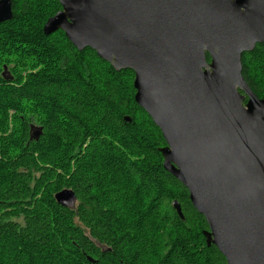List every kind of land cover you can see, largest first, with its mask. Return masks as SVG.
Wrapping results in <instances>:
<instances>
[{"label":"trees","instance_id":"obj_1","mask_svg":"<svg viewBox=\"0 0 264 264\" xmlns=\"http://www.w3.org/2000/svg\"><path fill=\"white\" fill-rule=\"evenodd\" d=\"M12 4L13 20L0 25V125L14 121L18 138L0 137V170L9 171L0 178V264H227L188 190L164 169L167 144L135 101L134 72L79 52L62 31L46 36L57 0ZM4 65L14 82L2 78ZM242 66L263 100L264 44ZM64 189L76 209L55 201Z\"/></svg>","mask_w":264,"mask_h":264},{"label":"water","instance_id":"obj_2","mask_svg":"<svg viewBox=\"0 0 264 264\" xmlns=\"http://www.w3.org/2000/svg\"><path fill=\"white\" fill-rule=\"evenodd\" d=\"M57 1L62 10L44 34L62 31L79 52L134 72L135 101L167 144L164 169L208 224V245L227 264H264V99L242 66L264 44V0ZM13 18L12 0H0V25ZM42 136L31 125L30 141ZM55 201L70 210L78 203L71 189Z\"/></svg>","mask_w":264,"mask_h":264},{"label":"rangeland","instance_id":"obj_3","mask_svg":"<svg viewBox=\"0 0 264 264\" xmlns=\"http://www.w3.org/2000/svg\"><path fill=\"white\" fill-rule=\"evenodd\" d=\"M5 68H6V70H7V76H10V77L13 79V81H7V80H5V78L3 77V74H4V72H5V71H4ZM2 69H3V70H2V73H1L2 78H3L5 81H7V82H10V83L14 82V78H13V75H12L11 70L9 69V67H8L7 65H4ZM262 89H263V93H262V94L264 95V87H263ZM85 103H86V100H85ZM55 109L57 110L58 108H55ZM90 110H93V105H90ZM13 114H14L13 111H10V112H9L10 117H12ZM33 114H34L35 116L39 117V120L35 123L36 126H39L38 123H39L41 120H43V119H41V117H42L43 114H42V112L39 111V110L35 111ZM3 134H5V135H7V136L12 135V136L15 138L14 141H12V142H13V145L15 144V141H16V139L18 138V136H17V135H18V128H17V125L15 124L14 121H12V120L10 119V122L8 123V126H6V125H0V137L5 136V135H3ZM7 138H8V137H7ZM143 142H144V141H142V143H143ZM48 144H50L51 146L55 145V144L52 145L51 142L48 143ZM57 147H59V145H58ZM117 160H118V165H120V164H121V159L117 158ZM2 170H3V169H2ZM2 170H0V174L3 175V176H0V178L4 177V174H6V173H7V176H8V174H9L8 169H7V170L4 169L5 171H2ZM122 172H125L124 168H122Z\"/></svg>","mask_w":264,"mask_h":264},{"label":"flooded vegetation","instance_id":"obj_4","mask_svg":"<svg viewBox=\"0 0 264 264\" xmlns=\"http://www.w3.org/2000/svg\"><path fill=\"white\" fill-rule=\"evenodd\" d=\"M62 10V9H61Z\"/></svg>","mask_w":264,"mask_h":264}]
</instances>
